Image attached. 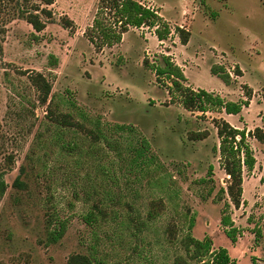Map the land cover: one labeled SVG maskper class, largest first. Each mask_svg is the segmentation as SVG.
<instances>
[{
  "label": "rangeland",
  "instance_id": "374dc122",
  "mask_svg": "<svg viewBox=\"0 0 264 264\" xmlns=\"http://www.w3.org/2000/svg\"><path fill=\"white\" fill-rule=\"evenodd\" d=\"M2 1L0 264H69L77 254L109 264H173L179 249L166 230L186 233L191 218L194 236L212 238L236 264H264V143L248 137L257 164L244 171L236 208L222 193L228 176L214 122L227 117L248 133L264 129V0H138L169 24L168 39L160 41L155 28H130L121 44L101 52L85 36L99 0H55L42 32L27 21L37 0ZM178 29L189 32L187 45ZM168 58L183 70L184 87L250 105L241 116L187 110L156 73ZM215 65L231 75L228 90L212 74ZM36 73L52 84L46 103L31 82ZM62 115L73 126H59ZM198 132L208 137L192 140ZM160 199V217L138 233L136 220ZM95 206L106 218L88 224ZM225 210L233 229L222 224ZM49 214L70 219L52 245Z\"/></svg>",
  "mask_w": 264,
  "mask_h": 264
},
{
  "label": "trees",
  "instance_id": "16d2710c",
  "mask_svg": "<svg viewBox=\"0 0 264 264\" xmlns=\"http://www.w3.org/2000/svg\"><path fill=\"white\" fill-rule=\"evenodd\" d=\"M39 5L34 9L33 13L27 16V21L31 24L36 32H42L46 28V21L53 17V13L48 8L55 3V0H37ZM45 7H43V6ZM3 13V1L0 0V25ZM71 22H68L70 27ZM142 27L155 28V35L160 41L167 40L171 34L169 24L158 13L145 6L138 0H99L97 11L91 26L85 32L88 41L94 46L97 52L103 51L105 48H112L123 42L124 35L129 32L130 28L140 29ZM178 33L183 45L189 42V32L178 29ZM158 77L164 76L171 82L170 91L179 94L182 97L184 107L189 111H200L207 113L210 111H221L228 115H239L244 107H248V100L234 102L227 101L222 96L208 92L206 90L194 91L184 87L186 76L180 66L175 65L168 58L165 61V67L156 68ZM213 75L219 77L227 86L232 84V77L226 72L225 68L215 65L211 68ZM31 82L41 94V100L46 103L52 93V84L42 74L36 73L31 76ZM63 119H57L59 126L71 127L72 123L66 121L69 115H62ZM218 137L220 139L219 154L222 167L228 176L227 189H223L222 193H226L230 198L231 204L236 208H240L243 202V183L244 171L253 172L255 170L257 159L252 147L248 142V137H253L257 141L264 143V129L257 127L254 132H247L246 129H239L231 125L225 119L215 120ZM208 137L207 132L192 133L191 138L194 141L205 140ZM114 147V143L108 142ZM143 144L147 147V141L143 140ZM65 149V147H62ZM116 148V147H115ZM148 148V147H147ZM69 149H72L70 146ZM17 180V184H19ZM22 185V184H21ZM5 184H0V195L5 192ZM230 207V203L226 204ZM165 204L162 199L153 201L146 219L136 220L138 233H143L149 223L157 220L161 212L164 210ZM106 218V213L99 207H94L85 216L88 224H98ZM140 219V218H139ZM70 219H60L54 214H49L47 220V244L59 243L67 233ZM188 231L180 233L176 226H170L166 230V238L168 244L176 246L179 253L175 255L173 264H236L231 258L227 249H214V241L210 237L198 239L193 234L195 226L194 218L188 223ZM222 224L225 227L231 226L232 221L223 213ZM232 229L228 231V236L232 238ZM257 233H260L259 231ZM139 237V236H137ZM69 264H109L106 261L98 259L96 256L73 255L69 259Z\"/></svg>",
  "mask_w": 264,
  "mask_h": 264
},
{
  "label": "crops",
  "instance_id": "0c3cea01",
  "mask_svg": "<svg viewBox=\"0 0 264 264\" xmlns=\"http://www.w3.org/2000/svg\"><path fill=\"white\" fill-rule=\"evenodd\" d=\"M228 89H229V86H227L226 90H228ZM226 90H225V91H226ZM219 95L222 96V97L224 98V94H222V95L219 94ZM243 112H244V109H243V111L241 112V114H239V115L241 116V115L243 114ZM227 116H229V115H227ZM225 118H227V117H224V119H225ZM233 126L236 127V128H239V127H237V125H233Z\"/></svg>",
  "mask_w": 264,
  "mask_h": 264
}]
</instances>
